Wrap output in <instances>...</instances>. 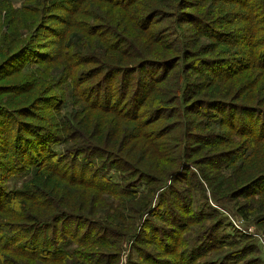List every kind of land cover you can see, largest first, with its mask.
<instances>
[{"label": "trees", "instance_id": "16d2710c", "mask_svg": "<svg viewBox=\"0 0 264 264\" xmlns=\"http://www.w3.org/2000/svg\"><path fill=\"white\" fill-rule=\"evenodd\" d=\"M19 1L0 0V264H120L132 241L136 264H264L193 198L153 204L195 177L264 227V0Z\"/></svg>", "mask_w": 264, "mask_h": 264}, {"label": "rangeland", "instance_id": "374dc122", "mask_svg": "<svg viewBox=\"0 0 264 264\" xmlns=\"http://www.w3.org/2000/svg\"><path fill=\"white\" fill-rule=\"evenodd\" d=\"M14 4L16 6H19L20 1L14 0ZM32 65H33L32 63H28L26 68L27 69L33 68ZM67 109L69 108L67 107L64 110H67ZM187 166L188 168H190L189 174L191 173L198 174V169H197L198 167L192 164H188ZM27 175L28 174L19 173L15 175L16 177H12L11 179L5 181V183L3 184L7 183L6 185H9L10 187H21ZM191 178L192 177L190 176H188V179L181 178V180L177 183H174L171 180H167L166 184L162 186V188H160L158 192H156L155 194V199L153 202V204L156 205L155 211L156 212L161 211L165 214L166 217H169V213H167L165 209L166 207H169V206L171 207L172 205H174V207L176 206L178 209L180 206H182V204L188 203V201L193 198L195 203L191 207V212L193 214L197 213L200 219L204 218L203 221L201 222V226H203L204 228L206 226H210L208 228L209 231L207 235L209 234L214 235L218 231V235L220 236L221 240H223L222 236H225L226 234L227 236L228 234H230L231 237L236 238L237 236L236 233L238 234V232L234 231V229L228 225L232 223L234 226V223H236L240 226V229L239 228L238 229L241 230V232H248L249 234L253 236V241L256 243L257 248H258V251L252 253L251 255H248L247 258H252L254 262L256 263H258V261H263L264 263V227L260 228L256 226L255 224L256 215L254 216V203H252L251 205H248V209L246 210V212L249 214V219L248 220L242 219V217L237 211V204L238 203L245 204L246 202H250L249 200H245L244 198H239V199L234 200L233 198L227 197L226 199L224 198L219 201L218 198H216L214 194H212L207 184H205L204 182H200L199 180H194L195 177L192 179ZM116 181H119V179L116 178ZM171 188L175 190V193L173 194L174 196L172 195V193L170 194ZM161 198H165L164 204L160 203ZM171 209H174V208L171 207ZM214 212H216L218 215ZM190 213L189 214L180 213L181 218H183L182 222H185V223L188 222L190 218V217L188 218V216L192 215V213L191 214ZM206 215L208 216L217 215L219 216L221 222L224 221V224L220 227L219 230H217V227H215L216 223H213V222L211 223L210 220L205 219ZM152 218L156 226H159V227L163 226L164 228H167V229L174 227L171 225L169 221H164L160 218H157V219L156 218L154 219V217ZM201 226L199 224L191 225L187 233L183 234V236L191 240L192 237H194L201 230ZM211 229L212 231H210ZM168 240L170 239H166L164 241H168ZM227 240H230V239H226L224 241H227ZM205 241L208 242L206 239L204 240V242ZM144 246H147L148 248L151 245L146 244ZM124 248L125 250L122 252L120 264H136V262L139 261V257L135 249L136 248L135 243H133V241L129 242L128 244L125 245ZM234 249L235 247H229V246L223 249H217L215 251H212V253H210L211 257L209 255L208 258H210L211 260H216L220 257L221 254H224L228 251L230 252L231 250H234Z\"/></svg>", "mask_w": 264, "mask_h": 264}, {"label": "built area", "instance_id": "2783aa9c", "mask_svg": "<svg viewBox=\"0 0 264 264\" xmlns=\"http://www.w3.org/2000/svg\"><path fill=\"white\" fill-rule=\"evenodd\" d=\"M234 225H235L237 228H239V229H240V226H239L238 224L234 223Z\"/></svg>", "mask_w": 264, "mask_h": 264}]
</instances>
